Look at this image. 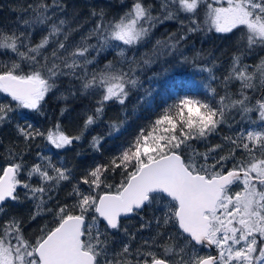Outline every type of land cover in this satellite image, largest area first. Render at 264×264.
<instances>
[{"label": "snow or ice", "instance_id": "1", "mask_svg": "<svg viewBox=\"0 0 264 264\" xmlns=\"http://www.w3.org/2000/svg\"><path fill=\"white\" fill-rule=\"evenodd\" d=\"M119 3L111 12L99 0H26L15 21L0 23V130L13 134L0 139V264H264V0ZM170 24L175 31L155 38ZM198 34L232 41L226 67L213 53L184 54ZM170 59L201 78L161 91L164 68L145 88L146 72ZM141 90L135 110L150 115L106 161L78 176L50 154L82 144L110 103L123 109ZM50 99L60 117L89 101L77 134L59 119L47 129L30 121L48 118ZM126 122L108 121L88 148L103 155L106 136ZM25 205L28 223L44 221L27 233L15 210Z\"/></svg>", "mask_w": 264, "mask_h": 264}, {"label": "trees", "instance_id": "2", "mask_svg": "<svg viewBox=\"0 0 264 264\" xmlns=\"http://www.w3.org/2000/svg\"><path fill=\"white\" fill-rule=\"evenodd\" d=\"M26 0H0V23L11 24L15 21L18 13V6L20 4L25 3ZM72 2L83 5L85 0H72ZM100 3L105 4L106 6H110L111 12H119L121 11L119 0H99ZM12 9H17V11H13ZM87 8H84L81 12L85 14L83 19L87 16ZM91 24H86V29L90 27ZM176 25L170 24L164 27H161L155 33V38H162V34L175 31ZM82 31V29H81ZM79 33H77L75 37H77ZM150 47V46H149ZM145 49H141L144 51ZM232 50V41L221 39L216 34H209L207 37L202 35H196L189 39L184 46V54L189 58L196 55L198 51H202L205 55L208 53H213L215 56L221 57L224 66L227 65V55L230 54ZM264 55V53H261ZM105 59H112L111 55L102 58L101 64L104 62ZM164 68L169 69V74L166 77H163L158 81L160 90L163 91L165 86L168 85L170 82L175 81H184L189 78H195L199 80L201 78V74H199L196 69L191 65H184L178 66L175 63V60H169L167 63L156 64L152 67L151 70L146 72L145 76L142 77L145 80L144 87H149V83L146 79L147 76H151L153 72H162ZM223 71V68L217 71V75H219ZM157 83V82H153ZM143 95V91H134L128 100L126 101V105L122 109V106L115 103H110L105 111L104 122L99 124L98 126H94L89 132L86 134L84 141L82 144H77L74 148L68 150H55L52 149L51 153L54 155V158H63L69 162V166H75L77 170V175L79 176L80 172L83 170L84 167L93 163V159L95 158L96 161L104 162L107 160L108 157L114 155L120 148L121 145L126 144V142L131 139L136 132L138 131L139 127L146 123V117L150 115L148 111H145L143 108H140L137 112L135 110V106L137 105L138 98ZM71 106L75 109L70 115H65L64 117H60V107L61 104L50 99L48 105V118L44 119L34 114H30L29 118L32 123L35 125L47 129L51 126L52 123H55L56 120H60L62 123L63 128L66 132L70 134H77L79 132L80 125L82 124V119L78 117V113L82 112V110L90 106L88 100L84 99H77L71 102ZM125 111L127 115L125 116ZM126 119V126L118 133L111 137L105 138L102 146L103 155L100 153H93L91 149L88 148V141L91 139L92 136L100 134L104 135L107 133V122L113 120H125ZM221 134H227V129L224 128L221 130ZM0 139H3L4 144L7 145L12 139L13 134L10 128H4L0 130ZM210 142L212 144L220 143L221 138L220 136H215L210 138ZM40 145V150L48 152L49 146L47 145L46 141H38ZM23 147V145H21ZM37 149L33 148V154ZM3 151V148L0 147V152ZM59 153L57 156L56 153ZM77 152H81L80 156H77ZM30 161L32 157H27ZM70 190V186L63 187L58 194V197L61 201H63L67 195V192ZM27 209L28 206L25 205L23 208L15 209L18 212H21L25 216V230L27 232H32L36 228L39 227L44 221L43 219H38L37 221L28 223L27 222ZM132 224L138 227L139 220H133ZM144 236H147L148 233H143Z\"/></svg>", "mask_w": 264, "mask_h": 264}, {"label": "rangeland", "instance_id": "3", "mask_svg": "<svg viewBox=\"0 0 264 264\" xmlns=\"http://www.w3.org/2000/svg\"><path fill=\"white\" fill-rule=\"evenodd\" d=\"M84 15H85V14H82V16H80V22H83V21H84V19H83ZM85 27H86V24L84 25V28L82 29V32H83V31H86V28H85ZM78 38H79V34H78L77 37H75L74 39H78Z\"/></svg>", "mask_w": 264, "mask_h": 264}]
</instances>
